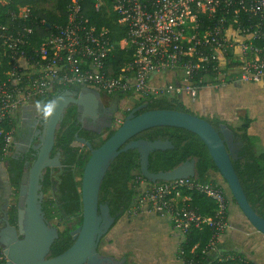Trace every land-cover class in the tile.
Segmentation results:
<instances>
[{
	"label": "built area",
	"instance_id": "2783aa9c",
	"mask_svg": "<svg viewBox=\"0 0 264 264\" xmlns=\"http://www.w3.org/2000/svg\"><path fill=\"white\" fill-rule=\"evenodd\" d=\"M8 2L0 0V5ZM94 9L96 21L74 1L66 23L55 25L36 45L31 5L9 11L10 23L0 18V160L14 152L18 110L63 88L88 86L138 99L187 95L195 101L206 85L264 83V0H94ZM117 48L130 57L120 67L113 63ZM169 72L180 74L179 83L151 84L154 75ZM134 184L137 193L128 213L146 210L169 217L182 241L194 229L211 230L207 244H195L189 255L181 241L183 264L237 259L254 264L240 254L219 251V239L231 227L233 199L223 177L151 182L137 175ZM188 190L210 198L213 215H202ZM7 260L0 245V264Z\"/></svg>",
	"mask_w": 264,
	"mask_h": 264
},
{
	"label": "water",
	"instance_id": "95a60500",
	"mask_svg": "<svg viewBox=\"0 0 264 264\" xmlns=\"http://www.w3.org/2000/svg\"><path fill=\"white\" fill-rule=\"evenodd\" d=\"M89 96L95 101L99 92L87 88ZM72 89H66L64 97L56 101V107L45 126L44 135L37 152L36 160L28 171L21 175L17 198L15 221L12 216L4 219L0 227V245L8 256L4 264H118L110 256L100 253L101 239L116 222L108 203L99 201L102 181L112 162L122 153L137 149L140 153V170L151 182L171 181L179 178L195 177L196 160H186L170 171H150V154L157 150L174 148L170 140H147L135 138L142 131L156 126H173L197 134L206 145L215 166L228 184L232 197L249 222L264 234V217L250 204L233 160L238 157L239 142L227 124L219 129L206 118L193 112L175 109H148L147 104L134 108L122 124L104 142L94 147L86 138L76 135L74 146L86 144L90 156L86 161L81 179L82 221L71 231L73 243L65 251L49 257L51 247L59 238L60 230L49 221L43 211L44 172L47 168L63 167L61 154L51 156L56 131L69 102L75 106L83 103Z\"/></svg>",
	"mask_w": 264,
	"mask_h": 264
},
{
	"label": "trees",
	"instance_id": "16d2710c",
	"mask_svg": "<svg viewBox=\"0 0 264 264\" xmlns=\"http://www.w3.org/2000/svg\"><path fill=\"white\" fill-rule=\"evenodd\" d=\"M49 0H9L6 5H0V18L2 22L10 23L11 19L9 11H17L18 5L29 4L33 7V18L31 23L35 27L33 35V44L39 43L41 37L50 34L55 25L65 24L67 21L68 6L74 1L81 2L87 14L95 21L99 14L94 9V0H53L50 8L42 4ZM116 60L113 63L120 67L125 61L129 60V54L124 49L117 48L115 50ZM6 62V61H5ZM6 64V63H5ZM76 90L80 86L72 87ZM63 88L61 90H64ZM131 95V94H129ZM143 103L147 104L141 112L148 109H175L185 112H191L185 106L179 96L175 97H147L143 99ZM216 129L225 121L218 117L208 119ZM228 125V124H227ZM249 121H244L239 128H232L235 140L239 142L238 157L233 160L234 167L243 185L247 198L255 209V211L264 217V166L262 159L264 154H257L256 138L247 131ZM76 119V110L71 109L65 116L63 123L60 125L55 137L56 146L62 147V165L63 168L58 170L55 176L49 172L44 175V198L43 211L46 218L51 221L54 218L60 220L77 219V226L82 221V199H81V179H77L76 173L82 172L90 154H86L81 148L71 146V142L75 139L76 134L80 131ZM111 130L106 139L114 132ZM99 142L93 143L94 147L100 146L104 140L101 135L97 136ZM135 138H145L147 140H170L174 148L167 150H157L150 154L149 168L152 172L170 171L179 166L186 160L195 159V177L196 180L207 182L211 180V172H218L215 163L209 154V151L201 140V138L186 129L173 126H156L146 129L139 133ZM90 140V138H89ZM91 141V140H90ZM11 158L8 157L7 159ZM17 165L16 178L17 182L24 171L23 163L16 161ZM137 175H142L140 170V153L137 149H130L122 152L111 164L108 169L100 188L99 201L108 203L111 214L116 217V221L120 219L131 208L132 201L137 193L134 180ZM143 176V175H142ZM56 177V190L59 194L56 198H45L48 189L53 184V178ZM144 177V176H143ZM145 178V177H144ZM149 181L148 179H146ZM186 194L192 196V205L195 206L202 215H213L214 202L197 190L185 191ZM12 220L15 221L16 208L12 210ZM76 226V227H77ZM212 232L208 227L202 229H194L185 240L181 243V248L189 255L191 248L198 244L203 247L211 238ZM73 243L71 230L65 228L60 230L59 238L53 243L49 257L60 254L65 251ZM227 254V253H224ZM245 257L244 255H241ZM118 264H125V259H116L110 256ZM212 258L213 256H209ZM110 264V263H105ZM223 264H242L238 259L235 261H226ZM254 264H256L254 262Z\"/></svg>",
	"mask_w": 264,
	"mask_h": 264
},
{
	"label": "crops",
	"instance_id": "0c3cea01",
	"mask_svg": "<svg viewBox=\"0 0 264 264\" xmlns=\"http://www.w3.org/2000/svg\"><path fill=\"white\" fill-rule=\"evenodd\" d=\"M179 81V73L169 72L154 75L151 84ZM179 98L191 112L206 119L218 117L235 129L249 121L247 131L256 138L257 154H264L263 82L206 85L200 89L195 101L187 95ZM3 161L0 160V164ZM261 162L264 166V158ZM218 173L212 171L211 177L215 174L213 178L222 181ZM235 214L229 211L231 227L221 235L219 251L244 255L256 264H264V234L246 216ZM245 231H248V238H244ZM182 238L172 228L169 217L146 210L136 215L126 212L101 239L99 251L118 260L125 259V264H183L178 255Z\"/></svg>",
	"mask_w": 264,
	"mask_h": 264
},
{
	"label": "flooded vegetation",
	"instance_id": "af4514ba",
	"mask_svg": "<svg viewBox=\"0 0 264 264\" xmlns=\"http://www.w3.org/2000/svg\"><path fill=\"white\" fill-rule=\"evenodd\" d=\"M87 88L91 87L80 86L79 90L75 88H66L76 91L74 92V94H76L75 96L82 97L83 103L79 106H75L69 102L68 108L64 111V115L58 123L57 131L68 112L71 109H75L77 124L80 127V131L77 134L79 137L86 138L87 140L90 138L91 141H89L92 145L96 143L98 139L97 136L102 135L105 129L109 130L115 127L116 120L122 118L121 122L124 121L130 111L145 104L143 102L134 103L131 107L122 109L121 107L124 100H130L132 96L120 93L107 94L91 88L99 92V96L95 101L89 96ZM66 89L60 90L40 101H34L24 105L18 110L14 117V152L11 158L4 160L0 164V227L4 225V219L7 216L9 218L12 216L11 212L17 205L22 174L16 185L17 165H15V162L20 161L23 163L25 169L22 173L30 169L33 162L36 160L37 152L41 144V137L44 135L45 126L55 110L56 101L64 97ZM143 109L144 108L137 110L136 114L142 113L141 111ZM76 138L77 136H75V139L71 142V146H74L73 144L76 142ZM74 147L90 152L86 144ZM62 152L63 148L56 146L55 142L51 156L53 157L57 155V153H60L62 158ZM58 170H60L59 167L47 168L44 175L46 172H49L52 176H55ZM42 184L44 188V179L42 180Z\"/></svg>",
	"mask_w": 264,
	"mask_h": 264
},
{
	"label": "rangeland",
	"instance_id": "374dc122",
	"mask_svg": "<svg viewBox=\"0 0 264 264\" xmlns=\"http://www.w3.org/2000/svg\"><path fill=\"white\" fill-rule=\"evenodd\" d=\"M43 6H45V7H47V8H50L52 5H53V0H49L48 2H46V3H44V4H42ZM143 101V99H138L137 97H131L130 98V100H128V99H125L124 100V102L122 103V109H124V108H129V107H131L134 103H140V102H142ZM121 117V116H120ZM121 120H122V118H119L118 120H116V125H115V127L113 128V129H109V130H107V129H105L103 132H102V135H101V138L102 139H106V137L109 135V133L111 132V130H116L121 124H122V122H121ZM99 142V139H97V143ZM86 154H90V152H87V151H85V150H83ZM219 174V173H218ZM213 176H216L215 174L214 175H212V178H213ZM221 176V175H220ZM76 177H77V179H82V176H81V174L80 173H76ZM220 178V177H219ZM56 182H57V179H56V177H54L53 178V181H52V185H51V187L48 189V192H47V194L45 195V198H56L59 194H57V190H56ZM230 211H231V214H235L236 212H237V214H235V215H239V214H241V215H243V216H245L244 214H243V212H242V210L240 209V207L238 206V204L235 202V200L234 199H232L231 200V202H230ZM239 212V213H238ZM245 220V219H244ZM51 222L54 224V225H56L58 228H59V230H64L66 227L67 228H69L71 231L72 230H74V229H76L78 226H77V219L76 218H74V219H72V220H60L59 218H54V219H52L51 220ZM245 222H247L248 223V221L247 220H245ZM248 225H249V223H248ZM77 226V227H76ZM250 226V225H249ZM252 227V226H251ZM253 228V227H252ZM248 231H245V234H244V238H248Z\"/></svg>",
	"mask_w": 264,
	"mask_h": 264
}]
</instances>
